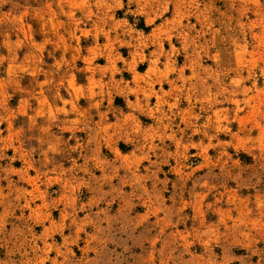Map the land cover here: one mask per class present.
<instances>
[{
	"label": "rangeland",
	"instance_id": "374dc122",
	"mask_svg": "<svg viewBox=\"0 0 264 264\" xmlns=\"http://www.w3.org/2000/svg\"><path fill=\"white\" fill-rule=\"evenodd\" d=\"M0 264H264V0H0Z\"/></svg>",
	"mask_w": 264,
	"mask_h": 264
},
{
	"label": "trees",
	"instance_id": "16d2710c",
	"mask_svg": "<svg viewBox=\"0 0 264 264\" xmlns=\"http://www.w3.org/2000/svg\"><path fill=\"white\" fill-rule=\"evenodd\" d=\"M144 26V25H143ZM143 28H145V27H143Z\"/></svg>",
	"mask_w": 264,
	"mask_h": 264
}]
</instances>
